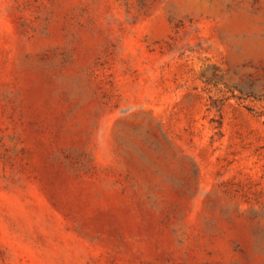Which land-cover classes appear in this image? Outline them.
<instances>
[{"label":"rangeland","instance_id":"1","mask_svg":"<svg viewBox=\"0 0 264 264\" xmlns=\"http://www.w3.org/2000/svg\"><path fill=\"white\" fill-rule=\"evenodd\" d=\"M0 264H264V0H0Z\"/></svg>","mask_w":264,"mask_h":264}]
</instances>
